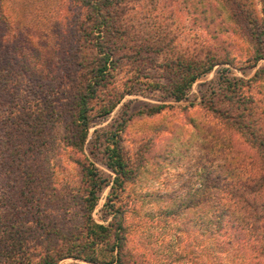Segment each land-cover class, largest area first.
Segmentation results:
<instances>
[{"label":"trees","instance_id":"1","mask_svg":"<svg viewBox=\"0 0 264 264\" xmlns=\"http://www.w3.org/2000/svg\"><path fill=\"white\" fill-rule=\"evenodd\" d=\"M140 1L0 0V111L10 99L24 97L23 87L34 89L35 86L37 93H58L34 41L43 38L46 47L62 50L68 38L65 34L68 29H74L77 37L73 57L68 59L71 69L67 74L66 111L73 126L72 143L83 154V160L79 161L80 177L75 181L77 192L70 195L72 201L64 197L68 205L54 200L43 186L38 188L32 184L27 191L30 209L42 205L37 209L40 215L35 217L38 223L43 221L42 217L54 216L52 224L47 223L49 229L44 228L40 234L31 231L25 221L30 217L26 209L10 204L7 200L11 197L0 194V264H59L68 257L88 264H174L177 261L176 257L152 259L145 250L149 249L150 235L144 234L146 230L140 233V225L131 220L135 209L133 186L140 171L128 160L120 133H112L107 140L106 164L114 173L111 179L104 177L91 162L84 150L85 143L94 118L108 116L125 95L137 92L136 85L148 63L165 69L169 96L180 102L196 81L211 72L216 64L228 63L230 56L213 49L176 51L158 62L157 56L165 49V37L143 36L142 24L132 22L134 4ZM218 1L228 9L233 24L249 43L250 61L256 66L264 58V15H257L251 0H208L207 5L202 1L183 0L181 4L191 7L194 10L191 13L197 12V20L203 15L208 21ZM73 12H79L74 25L70 18ZM173 37L166 41L168 45L173 43ZM150 50L153 55L148 53ZM132 70L135 72L129 76ZM262 79L264 67L248 80L229 78L225 84V100H211L209 108L232 137L228 150L233 153L235 164L229 159L215 163L199 158L201 188L166 206L162 217L169 220L187 216L188 222L181 224L180 233L198 241V245L205 242L206 246L207 242L206 247L215 256L236 258L232 264H264V107L258 109L261 101L253 96L237 93L241 85ZM34 99L27 100L25 107L33 121L29 127L45 128L56 119L60 106H45L41 100ZM167 105L152 106L148 112L158 113ZM8 116L12 118L14 113ZM9 117L4 120L0 116V130ZM106 186H110L103 208L107 222H98L94 211ZM39 194L43 197L38 204ZM2 205L16 212L12 220H7ZM75 214L77 222L70 226ZM190 253L187 250L186 254Z\"/></svg>","mask_w":264,"mask_h":264},{"label":"rangeland","instance_id":"2","mask_svg":"<svg viewBox=\"0 0 264 264\" xmlns=\"http://www.w3.org/2000/svg\"><path fill=\"white\" fill-rule=\"evenodd\" d=\"M182 1L142 0L134 4L136 9L131 12L132 22L142 24L141 34L165 37V49L159 57L157 56L158 62L176 51L202 52L213 49L222 54L229 53L228 63L216 64L211 72L194 83L185 100L180 102H175L169 96L165 84L168 83V78L164 75L165 69L152 67V63H148L145 65L141 81L136 85L137 92L125 95L108 116L93 119L84 150L99 172L111 179L114 173L106 164V146L109 143L107 140L112 133H120L121 144L128 160L130 159L132 166L140 171L138 181L133 186L135 193L132 199L135 209L131 212V220L141 226L140 233L146 230L143 231L144 234L150 235L149 249L145 250L152 259L160 256L176 257L178 259L174 264H232L236 258L223 254L215 256L211 249L206 247L207 242L206 246L205 242H201L204 245H198V241L180 233L179 228H183L188 222L187 216L169 220H162V217L166 206L178 202L188 192L201 188L198 175L201 169L197 163L199 158L215 163H224L229 159L234 163L235 157L228 150L232 137L209 106L211 100H225V84L229 78L233 81L248 80L258 69L264 67V58L256 66H252L251 47L233 24L228 9L220 3L221 1H218V7L208 21L203 19V15L202 19L197 20L198 13H191L190 11L194 10L185 7L186 3L182 5ZM199 1L204 5L208 2L197 0V3ZM251 1L257 15L263 17V0ZM70 16L71 24L74 25L79 12H73ZM65 35L68 38L63 46L61 45L62 50L46 47L43 38L34 41L36 49L39 48L42 53V60L48 68L52 82L57 86L58 93H37L35 86L34 89L23 87L26 92L24 97L16 96L10 99L8 105H2L1 109L4 111H0L4 120L9 117L8 114L12 116L14 113L0 130V194L11 197V200H7L12 202L10 204L15 203L21 206V209H26L25 212L31 218L26 217L25 221L31 231L33 229L39 234L44 228L49 229L47 223L52 224L51 218L54 216L42 217L43 221L38 223L35 217L40 215L37 209L42 205L30 209L27 191H30L32 184L38 188L43 186V190L52 194L54 200L58 203L61 200L60 203L68 205L65 199L77 192L75 181L80 177L79 161L83 160L82 152L72 143L73 126L66 111L69 88L67 74L71 69L68 59L72 58L75 52L77 35L72 28L68 29ZM172 36L176 39L173 37V43L168 45L166 41ZM148 53L153 55L151 50ZM64 58L67 60L64 61ZM134 72L130 71L129 76ZM157 82H161L160 85H157ZM237 93L245 97L253 96L257 101H261L258 109L264 107V79L241 85ZM34 98L41 100L45 106H60L58 113L61 115L56 114V119L45 128L29 127L33 121L28 117L25 107L27 100L33 101ZM161 104L168 105L158 113L149 114V108ZM33 129L36 131H31ZM109 192L110 186H106L100 194L94 211L98 222H107L103 208ZM42 197L43 195L39 194V201L36 203L39 204ZM69 200L72 201L73 198ZM48 204L51 205L49 201ZM7 207L10 206L2 205V211L7 213V220H12L16 212H10ZM74 209L73 207L72 210ZM73 217L74 221L70 222V226L77 222L76 214ZM61 218L62 216L58 219ZM187 250L191 253L186 254ZM59 264L88 263L68 257L62 259Z\"/></svg>","mask_w":264,"mask_h":264}]
</instances>
